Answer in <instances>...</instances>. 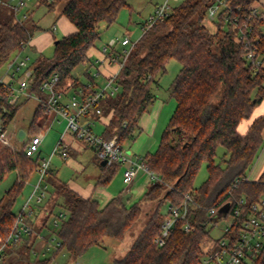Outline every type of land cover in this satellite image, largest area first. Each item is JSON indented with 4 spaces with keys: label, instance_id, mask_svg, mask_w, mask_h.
<instances>
[{
    "label": "trees",
    "instance_id": "16d2710c",
    "mask_svg": "<svg viewBox=\"0 0 264 264\" xmlns=\"http://www.w3.org/2000/svg\"><path fill=\"white\" fill-rule=\"evenodd\" d=\"M62 1L39 0L37 6L54 11ZM219 1L176 2L168 17L136 41L118 74L120 91L105 100L100 118L105 127L102 136L105 140L117 137L118 143L124 146L139 134L140 118L157 98V89L153 86L166 72L167 63L175 59L181 64L170 87V96L177 101L176 110L158 150L143 159L147 169L157 176L143 197L129 205V196L120 193L102 206L97 199L85 198L66 183L51 179L54 193L43 207V226H47L57 207L68 212L67 218L52 230L61 245L54 250L53 257L37 252L34 258L36 235H30L18 249L11 250L14 261L7 257L1 264H53L61 250L79 259L90 248L102 245L105 239L124 241L128 233H135L140 223L143 229L126 254L115 259V264H200L211 240L207 230L209 208L241 197L253 203L264 194V171L256 181L236 183L237 179L248 177L264 146V115L255 118L245 133L239 130L264 100V20L253 12L260 0ZM215 3L218 12L211 20L208 12ZM125 7H129L127 0H66L60 16L66 17L76 31L54 39L51 56L41 53L37 57L33 65L35 88L57 74L59 86L65 92L82 87L87 94L92 93L73 72L89 61L88 52L100 39L101 24H114ZM33 15L34 10H28V17L23 21L14 14L13 18L0 21V64L7 63L24 45L27 47L35 34L44 30ZM206 20L213 23L215 31L205 25ZM254 48L256 56L248 61L246 54ZM85 74L97 86L93 76L88 71ZM0 94L6 97L3 85H0ZM22 104L9 105L4 101L0 106V121L9 127ZM46 115L49 116L47 110L38 105L31 125L33 135H37L41 126L35 123ZM26 145L24 141L20 153L0 141V183L9 174L18 173L1 201L0 238L3 240L17 220L13 212L15 202L32 171L40 165L38 157L26 155ZM220 148L225 152L221 162H217ZM204 164L208 178L196 188L195 180ZM118 165L103 167L106 170L96 185L106 186ZM187 196L193 201L187 202L186 219L176 222L162 245L154 242L160 236L166 215L161 213V207L166 203L179 206ZM147 203L154 204L152 213L142 210ZM27 221L35 227L34 220ZM186 223L191 226L189 232L184 230ZM255 263L264 264V249Z\"/></svg>",
    "mask_w": 264,
    "mask_h": 264
},
{
    "label": "built area",
    "instance_id": "2783aa9c",
    "mask_svg": "<svg viewBox=\"0 0 264 264\" xmlns=\"http://www.w3.org/2000/svg\"><path fill=\"white\" fill-rule=\"evenodd\" d=\"M171 0H166L163 4L155 7L153 13L149 16L142 25L143 33L153 27L157 22L164 20L172 11ZM180 1V0H172ZM39 0H0V5L3 4L13 10L15 18L23 21L28 17V11H25L29 3ZM50 3L55 0H49ZM223 3V0L219 1ZM218 12V4L215 3L209 8V19L213 20ZM253 12L258 15L260 19L264 20V12L259 7H253ZM135 42H132L129 37H125L120 41L121 50L115 48L117 41L113 40L109 45L103 49L104 56L98 60L95 66H98L96 73L93 75L94 80L102 76L100 67L105 64L115 65L117 71L108 74L103 84L95 86L91 82L85 84L86 88L92 89V93L87 94L82 87H77L65 92L59 86L60 77L57 74L52 75L49 79L41 82L37 88L34 84L33 67L29 66V57L23 54L26 45L22 50L16 54L13 59L7 62L8 70L5 77L0 78V85L4 86L6 97L0 94V106L4 101L9 105H16L28 99H35L44 109L55 118L61 117L67 122L65 133L71 132L75 139L82 142L85 147L93 149L98 160L105 163L106 166H113L114 164L127 165L124 170V183L131 185L141 170H146L150 173L152 179H156L145 166L143 159L139 157H132L122 145L118 143L116 137L110 140H105L102 135L94 132L92 125L93 121L82 122L83 118L90 119L91 117H102L104 113V103L108 97L115 96L120 87L117 82L118 74L121 72L127 58L129 57ZM249 42L246 43L248 45ZM256 56L255 48L248 50L246 59L253 60ZM256 65H259L257 61ZM87 89V90H88ZM68 95L69 98H68ZM9 127L5 126L0 121V141L4 144L16 148L14 143L10 140ZM59 139L52 154L48 159H43L40 162L36 171L39 174L38 182L34 185L33 193L26 201L20 213L17 215V220L13 226L8 237L3 240L0 238V264L5 258L8 249L19 247L24 239L30 235H38L43 239V236L36 233L27 219L33 214L30 204L32 199H36L37 203H42L48 198V185L46 183L47 177L51 173L50 164L53 156L59 154L63 159L69 157L68 144L65 141L64 135ZM42 136H31L26 142V155L28 157L37 158L40 154V147L42 145ZM242 180H250L249 177L237 179L236 183ZM236 187V186H234ZM188 201H193L190 196L186 197V201L174 206L168 204L167 213L161 223V232L154 242L159 245L163 244V239L169 235L173 230L178 220H185L188 214ZM226 204L229 205L227 213L220 212ZM199 206V205H198ZM200 207V206H199ZM68 212L65 209L53 214V226H59L62 221L67 218ZM210 221L208 225H218L221 219L225 221L224 234L221 238L210 240L200 264H252L255 259L264 249V194L251 203L246 197H241L235 201H226L221 204L214 205L209 208ZM184 230L189 232L191 226L186 223ZM54 235V233H53ZM53 237V236H52ZM48 238L46 240V250L51 247L54 250L61 245L60 240L56 242V237ZM38 251H34V255ZM45 256L46 253H41ZM76 264H89L87 262Z\"/></svg>",
    "mask_w": 264,
    "mask_h": 264
},
{
    "label": "rangeland",
    "instance_id": "374dc122",
    "mask_svg": "<svg viewBox=\"0 0 264 264\" xmlns=\"http://www.w3.org/2000/svg\"><path fill=\"white\" fill-rule=\"evenodd\" d=\"M6 1V0H4ZM166 0H127V3L129 4V7L123 8L119 16L117 18V21L112 24L111 26H108L107 24L103 23L100 26V39L96 42L95 46L96 48L103 47L105 45H109L111 41L115 40L117 41V48L118 50H121L120 41L124 39L125 37H129L132 42L137 41L141 35L143 34L142 31V25L146 22V20L149 18L150 14L153 13L156 6L163 4ZM264 2V0H260ZM66 4V0L62 1L54 11H48L45 7L37 6L36 2L29 3V6L25 11L28 10H34L33 19L37 22V24L44 28V29H50L53 23H56L57 19L59 18L61 11L63 10L64 6ZM170 4L172 6H175V2L172 0L170 1ZM10 18H13V10L3 4L0 5V21H5ZM205 25L211 30L215 31V27L213 23L210 20L205 21ZM59 27V26H58ZM37 34H35L36 36ZM63 32L58 28L57 33H55V39H60L63 37ZM26 50V49H25ZM54 51V43L50 44L46 49L39 52L35 49H32L30 47L27 48L25 51V54L29 56V66L33 67L35 64V61L37 57L42 53L45 56H51ZM19 51L16 52L18 54ZM14 54V56L16 55ZM13 56V57H14ZM13 57L11 59H13ZM10 59V60H11ZM96 68V67H95ZM94 67L91 66L90 62H86L85 64L80 65L77 67L73 75L77 79H80V81L83 84H87L89 82L88 77L86 76V72L88 71L91 76H93L96 73ZM181 69V64L175 60L172 59L167 63L166 66V72L159 77L158 84L153 86V88L157 89V97L164 102V108L161 113L160 122L158 124L157 134L155 136V144L156 146L150 147L149 149L144 150L147 152L151 151L152 153H155L161 143V139L163 136V133L165 129L168 127L170 120L176 110L177 107V101L170 96V87L176 78L177 74L179 73ZM8 70L7 63L0 64V78L5 77V74ZM103 80L102 78L99 79V81ZM68 93H71V88L68 90ZM70 95H68L69 98ZM39 102L35 99H28L23 101L22 106L19 108L13 122L9 126V137L10 140L14 143L15 149L14 151L22 152L23 142L19 139V134L15 133L16 130L24 131L25 134H27V139H29L33 135L31 132V125L33 123V115L35 112V109L38 107ZM47 114H49L47 112ZM50 115V114H49ZM54 116L51 115V118L47 121H44L43 118L37 120L35 123L37 129V135H41L43 137V142L40 147V154H39V161L41 162L43 159H48L51 153L53 152L56 144L58 143L60 137L65 133L67 128V122L59 117L56 119L55 122H53ZM104 126H101L100 124H97L95 127L96 132L98 135H102L104 131ZM140 133L137 135L134 141L139 140ZM18 138V140H17ZM117 138V137H116ZM26 142V141H25ZM3 143V142H2ZM140 143V141H139ZM8 146V145H7ZM92 150H89L87 154L83 156H79L78 158H70L67 160L62 159L59 154L56 155L50 165V168H52L55 173L58 176V180L62 182H68L70 180H75V182L79 183L82 186H90L96 183V178L98 176V170L99 166L94 162V158L92 155ZM140 151H135V153ZM224 149L220 148L217 152V162H221V159L224 154ZM145 153V154H146ZM151 153V154H152ZM77 162V164H73L74 162ZM257 160L255 161L253 167L251 168V171H248V177L250 180H253L255 178L260 177L261 173V166L262 164L256 165ZM82 169V170H81ZM116 172L112 178V180L109 182L108 189L113 192V194L118 195L123 189L127 187V185L123 184L121 179V171L123 168H120L118 165L116 168ZM260 174V175H259ZM15 173L9 174L4 181L0 183V207L1 203L6 191L13 185L15 182ZM208 178V171L206 164H204L201 168V170L198 173V176L196 177L194 186L198 188L201 186V184ZM39 174L35 170L32 171V174L30 175L29 181L26 183V187L23 190L22 194L17 198L15 205L13 207V212L15 214H19L23 205L26 203L28 198L30 197L33 186L38 182ZM47 185H48V193L52 195L54 193V186L47 178ZM58 183V181L56 180ZM50 196L43 201L42 203H37L36 199H32L30 208L34 210L33 217L39 216L41 213V209L45 206L46 202L48 201ZM155 208L154 204L147 203L143 206L142 210L146 213H152V211ZM61 207H57L55 209L54 214H57V212L61 211ZM168 210V204H164L161 207V213L166 214ZM39 211V212H38ZM39 213V214H38ZM32 219V218H31ZM147 217H144V220H146ZM33 220V219H32ZM45 219H42L41 225ZM36 224V221H34ZM53 224V217H51L48 220L47 227H45L46 230H43V233L40 234V236L45 237L48 229L53 230L54 226ZM226 226L225 221L219 220L218 225L215 224H209L207 226V230L209 231V236L211 240L219 239L224 234V228ZM143 229V224L140 223L136 229L134 234L128 233L124 241H117L113 239H105V242L100 246H94L90 248L81 258L74 259L72 258L65 250H61L57 253V255L54 258L53 264H76L78 262L81 263H89V264H115V259L121 258L126 254L128 251L131 243L136 238V236L141 232ZM56 237V242H58L59 238L56 234L52 235ZM39 238V237H38ZM51 237H49L50 239ZM41 239V237H40ZM41 241V240H39ZM21 246V245H20ZM19 246V247H20ZM38 247L39 245H35ZM17 247L16 249H18ZM14 249H8L7 254L5 255V258L8 257V260L10 257L14 261L15 255L11 252ZM54 248L52 247L44 257H53ZM10 253V254H8ZM36 256L34 255V258ZM4 258V259H5ZM3 259V260H4ZM2 260V261H3ZM15 264H19L18 262ZM256 264V263H252Z\"/></svg>",
    "mask_w": 264,
    "mask_h": 264
},
{
    "label": "crops",
    "instance_id": "0c3cea01",
    "mask_svg": "<svg viewBox=\"0 0 264 264\" xmlns=\"http://www.w3.org/2000/svg\"><path fill=\"white\" fill-rule=\"evenodd\" d=\"M173 2H175V1H173ZM176 2H178V1H176ZM176 2H175V4H176ZM257 7H259L260 10L264 12V2L260 1L259 4H257ZM58 28H60V30H62L64 35H68V34H71V33L76 31L75 26L66 17L59 16V18L57 19L56 23H53L50 29L46 30V29L43 28L44 29L43 31L38 32L37 35L34 36L30 40V42L28 43V45L26 47V50H27L28 47H30L32 49H35L36 51H39V52H41L44 49H46L50 44H52L54 42L55 33H57ZM105 46L100 47V48L93 47V48H91L89 50V52H88L89 61L88 62H90L92 67H94V68L97 67L98 68V66H95V64H96V62L98 60H101L103 58V56H104L103 49H104ZM26 50H24L23 54L25 56L29 57L28 55L25 54ZM29 60H30V58H29ZM116 71H117V67L115 65L111 66V65H108L105 62V64H103L100 67V72H101L102 76L97 78L95 80V82L97 84H99V85L103 84L105 77L108 74L114 73ZM101 78L103 80L99 81V79H101ZM163 108H164V102L157 97L155 102H154V104L150 108V110L148 112H146L145 114H143V116L140 118V121H139V124H138V127H139L138 132L140 133L139 140L128 141L123 146L124 149L129 154H131L132 157L135 158L137 156L139 158L144 159L146 156H148V155H150L152 153L151 152L152 150L146 153V151L144 150V147L146 146L145 149H149L150 147L156 146L154 138H155V136L157 134L158 124L160 122V117H161V113L163 111ZM262 115H264V100L262 101L261 104H259L256 107V109H255V111H254V113L252 115V118L250 120H248V121H245L240 126V129H239L240 132L245 133L247 131L248 127L251 125L252 121L255 118H257L259 116H262ZM33 117H34V115H33ZM50 118H51V114L49 116L46 115V118H43V120L47 121ZM57 118H59V117H57ZM57 118L54 117L53 122H55ZM100 118H98V117H91L90 119L83 118L82 122L93 121L92 128H93L94 132L96 134H98L96 132V130H95V127L97 126V124H100L101 126H104V123L101 121ZM15 133L19 134L20 132L18 130H16ZM64 138H65V141L68 144L69 157L67 159L78 158L79 156H83V155L87 154V152H89V150H92L91 152H92V155H93V158H94L93 160L99 166L98 176L96 178V183L95 184L90 185V186H82L79 183L75 182V180H70V181L65 182V183L72 190H74L75 192L79 193L83 197H85V198L93 197V198L97 199L101 203L102 206H104L112 198L117 196L116 194H113V192H111L108 189L107 185L109 183L106 186H97L96 185L97 182H98L99 177L106 170L105 168L103 169V167H106V165H104L102 162H100L98 160V158L96 156V153H95V151L93 149L85 147L82 142H80V141L75 139L74 135L71 132L68 131L67 133H65ZM263 138H264V131H263ZM17 140H18V138H17ZM20 140L22 142L27 141L28 140L27 139V134H25L24 138L20 139ZM139 141H140V143H139ZM42 142H43V138H42ZM137 150L140 151L139 154H138V152L135 153V151H137ZM54 157L55 156L52 157V160H53ZM61 158L63 159V157H61ZM67 159H64V160H67ZM52 160H51V162H52ZM257 163L258 164L259 163L262 164V166H261L262 170H261V173H260V174H262V172L264 171V146H263V148H262V150H261V152H260V154H259V156L257 158L256 165H257ZM73 164L75 165V164H77V162L75 161ZM119 166H120V168H123L122 171H121V179H122L123 184H125L124 183V170L126 169L127 165L122 164V165H119ZM50 169H51V173H50L49 177H47L49 179V182H50L51 179H54L55 181L57 180L58 183H64L62 181H59L58 180L59 178H58L57 174L55 173V171L52 168H50ZM14 173L16 174V177H15V180H16L17 177H18V173L17 172H14ZM29 179H30V176H29ZM29 179H28V181H29ZM151 180H152V178H151L150 173L148 171H146V170H141V171L138 172V174L135 177V179L132 182V184L131 185H127V187L125 189H123L120 193L127 194L129 196V199H130L129 205H131V204L139 201L143 197L145 192L148 190V187H149V185L151 183ZM256 180H258V178L253 179V181H256ZM46 182H47V180H46ZM33 188H34V186H33ZM32 193H33V190H32ZM32 193H31V195H32ZM48 196L51 197V195L49 193H48ZM33 213H34V210H33ZM39 213H41L39 216L36 215V216L33 217V214H32L30 218H32L34 221H36V225L34 227L35 232L38 233V234H41V233H43V230H46L45 227H47V226H43V223L41 225H39V223H41L42 219H44L43 209H41V211ZM16 215H18V214H16ZM47 233H49V234H46V236L43 237V239H40V237L38 238V235L36 234L35 245H39V246L38 247L35 246V249H37V251L40 252V253H47L49 251V250L48 251L46 250V243L45 242H46V240L49 237H52L53 233H52V230H50V229H48ZM39 240H41V241H39Z\"/></svg>",
    "mask_w": 264,
    "mask_h": 264
},
{
    "label": "water",
    "instance_id": "95a60500",
    "mask_svg": "<svg viewBox=\"0 0 264 264\" xmlns=\"http://www.w3.org/2000/svg\"><path fill=\"white\" fill-rule=\"evenodd\" d=\"M57 42H58V41H56V43H57ZM24 136H25V132H24V131H20V133H19V138H20V139H23ZM103 164L105 165V163H103ZM228 209H229V205L226 204L223 208L220 209V212L227 213Z\"/></svg>",
    "mask_w": 264,
    "mask_h": 264
}]
</instances>
